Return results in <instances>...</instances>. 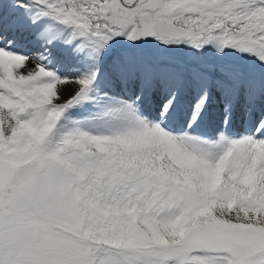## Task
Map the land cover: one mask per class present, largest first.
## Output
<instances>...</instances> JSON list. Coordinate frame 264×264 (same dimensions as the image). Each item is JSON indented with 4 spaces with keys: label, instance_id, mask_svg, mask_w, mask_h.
I'll list each match as a JSON object with an SVG mask.
<instances>
[{
    "label": "snow or ice",
    "instance_id": "snow-or-ice-1",
    "mask_svg": "<svg viewBox=\"0 0 264 264\" xmlns=\"http://www.w3.org/2000/svg\"><path fill=\"white\" fill-rule=\"evenodd\" d=\"M0 264H264V0H0Z\"/></svg>",
    "mask_w": 264,
    "mask_h": 264
},
{
    "label": "bare ground",
    "instance_id": "bare-ground-1",
    "mask_svg": "<svg viewBox=\"0 0 264 264\" xmlns=\"http://www.w3.org/2000/svg\"><path fill=\"white\" fill-rule=\"evenodd\" d=\"M59 87V86H58ZM62 88V94L63 95H66V93L64 92L65 90H72L74 88V84H67V85H63V86H60Z\"/></svg>",
    "mask_w": 264,
    "mask_h": 264
},
{
    "label": "rangeland",
    "instance_id": "rangeland-1",
    "mask_svg": "<svg viewBox=\"0 0 264 264\" xmlns=\"http://www.w3.org/2000/svg\"><path fill=\"white\" fill-rule=\"evenodd\" d=\"M60 87V86H59ZM76 87V85H74V88ZM74 88L72 90H65L64 92L66 93L65 98L74 90Z\"/></svg>",
    "mask_w": 264,
    "mask_h": 264
}]
</instances>
